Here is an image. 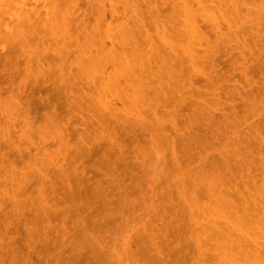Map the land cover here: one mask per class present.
Wrapping results in <instances>:
<instances>
[{"label":"rangeland","instance_id":"374dc122","mask_svg":"<svg viewBox=\"0 0 264 264\" xmlns=\"http://www.w3.org/2000/svg\"><path fill=\"white\" fill-rule=\"evenodd\" d=\"M128 3L55 2L57 38L14 8L20 45L0 27V264H218L264 241V0L199 21L184 82L180 2ZM120 28L139 47L118 55Z\"/></svg>","mask_w":264,"mask_h":264},{"label":"bare ground","instance_id":"6f19581e","mask_svg":"<svg viewBox=\"0 0 264 264\" xmlns=\"http://www.w3.org/2000/svg\"><path fill=\"white\" fill-rule=\"evenodd\" d=\"M53 1H55L57 5H60V6L62 5V7H64V5L66 3H70V4H72L73 7H75V5L77 4V2L79 0H0V15H2V16H0L1 17L0 18V27L3 26L6 30V33H9L12 43H15L16 45L22 44L24 37L26 36L25 34L27 32L25 30L24 25H18L13 30H10L11 29V27H10V29L8 30L9 23H8V25L6 24V19L9 18L8 17L9 12L11 10H13L14 8H19L20 11L21 10L24 11V14H25L24 19L30 23L31 27L35 28V27L43 26V28H45L54 37L57 38L59 36H62L67 32V30H64V28L66 26V24H65L66 14L64 13L63 8H59V7H58V9L52 8V5L55 3ZM86 1L94 3V5H96V7H98V8L101 7L102 8V14L100 13L99 15L104 16L103 12H104L105 3H107L110 0H86ZM128 1L129 0H125V6L126 7L129 6ZM178 1L181 4V15L183 17L182 23H181L182 28H181L180 33L182 35V32H183L185 37L187 38V47H183V48L181 47L182 48V50H181L182 54H179V55H182V56H177L175 49L171 45L169 47L170 50L168 51V54L172 53L174 58H175L174 62L172 63V66L174 69V71H172V72H176L179 80L182 79V82H184L183 80H185V79H183L182 77L185 78V76H183L184 75L183 70H186L185 65L188 66L187 63L189 64V62L195 63L196 55L194 53L195 51H193L192 48L195 50V47H196L197 51L200 50L199 53L200 52L202 54L205 53V52L203 53V50H202V49H205V47H202L203 46L202 40H204L205 42H207V40L203 35H201L202 29H201L200 22H202V23L206 22L205 25H207V23H208V27L211 26V28L215 32L220 33L221 29L219 26L218 18L221 19L225 23L226 28H228V30H230L232 28V25L230 22V17L237 16L238 11H237V5L235 3L236 0H178ZM39 2H40V4H39ZM175 2H177V1H175ZM207 2H209V4H210L209 9L207 8V6H205V3L207 5ZM27 5H30V9L26 8ZM42 10L44 11L43 12L44 15L41 13ZM65 12H67V11H65ZM10 14L13 15L15 13L12 12ZM115 15H116V10L112 9L111 17L113 18V17H115ZM16 16H18V15H16ZM16 16L14 19L17 21V19H19L20 17L16 18ZM42 16H44V19L42 18ZM10 19H12V18H10ZM9 20H8V22L11 21V20L10 21ZM60 21H61V24H59ZM105 32H107V31H105ZM110 34L112 35V33H110ZM110 34L107 33L104 35H106L110 39V41L112 40V42L110 43L111 50H113V52H115V53H118V55H121V53L123 52L122 50L129 47V45L133 49L139 47V45H138L139 41L135 37L134 30L129 31L128 36L126 35L127 33L124 32V30L122 31V28H120L118 30V32L116 33L115 36L110 37L111 36ZM98 35H100V33H98ZM40 36L42 37V35H40ZM102 39H103V36L100 37V39L97 41L95 39V41L97 42L98 47H100L101 49H104L105 44L102 41ZM62 40L64 41V39H62ZM54 41H56V40H54ZM163 44H165V43H163ZM207 45L208 44H206L205 46H207ZM66 46H68V44ZM115 47L121 49V51H115L114 50ZM4 49L5 48H3V50ZM82 49H83V47H82ZM164 50H166V49H161L158 52L165 54ZM206 55H204V56L206 57ZM182 72H183V74H182ZM126 78H129V76L127 75ZM129 105H130V103H128V105H126V107L129 108ZM228 209H229V207H228ZM214 227H215V225H214ZM216 230L218 232V227L216 228ZM219 232H221V231H219ZM243 238L246 239L247 237H243ZM245 239H242L243 240V241L241 240L242 242L240 240H238L235 244H234L235 239H231V247L225 246L226 248L222 247L220 244H217L218 247H216L217 252L215 250V254H216L217 259H218V264H264V241L260 240V239H256V238L254 239L253 237L249 238L250 241L248 239H247V241H245ZM143 243H144V241H143ZM196 244H197L196 245L197 248L199 249V255L202 256L203 252L200 250L201 249V241L199 239H196ZM232 248L237 249L238 252L232 251ZM138 249L141 250L139 245H138ZM139 250H138V252H139ZM142 251L143 250H141V253H142Z\"/></svg>","mask_w":264,"mask_h":264}]
</instances>
